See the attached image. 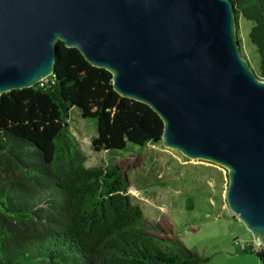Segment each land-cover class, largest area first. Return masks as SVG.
<instances>
[{
  "label": "water",
  "instance_id": "1",
  "mask_svg": "<svg viewBox=\"0 0 264 264\" xmlns=\"http://www.w3.org/2000/svg\"><path fill=\"white\" fill-rule=\"evenodd\" d=\"M231 0H0V96L54 75L57 43L163 120L162 143L229 173V209L264 249V80Z\"/></svg>",
  "mask_w": 264,
  "mask_h": 264
},
{
  "label": "trees",
  "instance_id": "2",
  "mask_svg": "<svg viewBox=\"0 0 264 264\" xmlns=\"http://www.w3.org/2000/svg\"><path fill=\"white\" fill-rule=\"evenodd\" d=\"M264 80V0H231ZM237 33V35H238ZM239 38V37H238ZM240 42V41H239ZM54 75L0 96V264H203L172 230L149 223L124 169L89 167L71 132L73 108L96 120V152L162 142L164 123L148 104L115 91L112 74L77 48L57 43ZM264 264V250L254 251Z\"/></svg>",
  "mask_w": 264,
  "mask_h": 264
},
{
  "label": "rangeland",
  "instance_id": "3",
  "mask_svg": "<svg viewBox=\"0 0 264 264\" xmlns=\"http://www.w3.org/2000/svg\"><path fill=\"white\" fill-rule=\"evenodd\" d=\"M253 25L241 17L238 37L242 55L259 74L261 57L249 37ZM69 115L70 130L88 156L86 165L114 163L124 169L132 184L128 192L149 223L174 229L189 250L208 259L203 264H261L255 253L243 249L242 242H253L254 235L229 209L225 167L191 160L162 142L144 149L130 144L124 151L96 152L91 147L96 120L83 118L76 108Z\"/></svg>",
  "mask_w": 264,
  "mask_h": 264
},
{
  "label": "built area",
  "instance_id": "4",
  "mask_svg": "<svg viewBox=\"0 0 264 264\" xmlns=\"http://www.w3.org/2000/svg\"><path fill=\"white\" fill-rule=\"evenodd\" d=\"M51 77H49L48 79H50ZM47 79V78H46ZM45 80V79H44ZM242 245H243V249H248V248H252L254 251H261V250H264L263 248L260 247L259 244H257L255 241L253 242H242ZM263 264V263H261Z\"/></svg>",
  "mask_w": 264,
  "mask_h": 264
}]
</instances>
